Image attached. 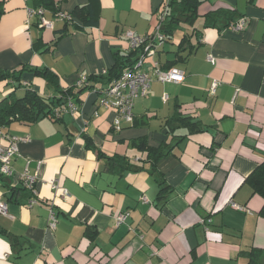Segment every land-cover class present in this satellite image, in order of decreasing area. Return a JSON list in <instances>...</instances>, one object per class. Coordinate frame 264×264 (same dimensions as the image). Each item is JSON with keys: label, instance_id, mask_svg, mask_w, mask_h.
<instances>
[{"label": "crops", "instance_id": "crops-1", "mask_svg": "<svg viewBox=\"0 0 264 264\" xmlns=\"http://www.w3.org/2000/svg\"><path fill=\"white\" fill-rule=\"evenodd\" d=\"M85 4L98 25L75 22L60 35L57 13ZM168 6L166 0H53L51 10L36 0H0V73H14L0 78V100L14 84L21 86L17 97L29 85L57 95V86L32 68L55 74L58 88L107 76L115 53L131 51L124 32L152 34ZM31 9H42L52 27L29 18ZM197 14L191 23L180 20L170 41L181 25L189 32L171 48L160 44L153 56L161 66L184 70L185 79L151 81L134 99L132 123L113 126L115 111L98 102L107 84L99 78L79 94L78 113L0 125V145L20 139L12 174H0V199L8 203V214H0V264H247L243 252L251 248L262 250L264 264V201L246 181L264 160V0H205ZM242 19L243 30H232ZM143 69L152 72L150 60ZM213 80L219 86L210 95ZM176 116L187 119L169 127ZM140 138L150 147L167 143L156 163L169 188L163 199L158 175L133 143ZM113 156L124 163L108 161ZM25 171L37 179L38 201L30 206V192L18 180ZM230 200L247 210L229 207ZM121 213L126 219L117 224ZM87 228L96 232L92 239Z\"/></svg>", "mask_w": 264, "mask_h": 264}, {"label": "trees", "instance_id": "trees-1", "mask_svg": "<svg viewBox=\"0 0 264 264\" xmlns=\"http://www.w3.org/2000/svg\"><path fill=\"white\" fill-rule=\"evenodd\" d=\"M205 0H170L168 9L165 10V21L162 26V31L166 35V41H169L173 35L174 30L179 25L180 20L187 23H191L194 18L198 16L197 7L200 3ZM36 6L44 9H53V0H36ZM217 12H222L221 10ZM214 13H209L212 15ZM226 15H232V11H227ZM99 17L93 11L91 5L85 4L81 6H76L69 13V18L64 19L63 29L59 31L60 35L65 34L68 30L69 25H73L75 22H79L84 28L94 27L98 25ZM230 18V16H229ZM35 44V49H39ZM136 50H131L125 55L115 53L114 62L112 66L108 69V75H90L86 76L87 82L81 85L75 84L73 87L68 88H58L59 84L56 79L55 74L46 71L45 69L32 68L35 75L42 76L49 83L57 86V95L54 96H43L37 93L30 85L24 88V94L20 97L14 96V93L19 89L20 84H14L11 88V92L8 96L0 100V125L8 124L12 120H23L28 123L37 121L38 119L45 116H54L57 109H62L68 100H71L76 106L80 103L79 94L85 90L93 88L94 81H99V78H105L106 83L111 79L116 78L121 73V70L126 64L131 63L135 59ZM161 66V65H160ZM172 67L171 65L161 66L162 69H167ZM20 72V71H19ZM8 76H14V73L1 72L0 78H6ZM24 87V86H23ZM186 117H172L168 120L169 127L176 125L180 120H185ZM134 121V120H133ZM85 142L88 148L95 149L89 138H85ZM139 151L145 153V159L150 162L149 170L153 174H157L156 163L157 161L167 154L165 147L167 143L162 144L158 147H150L147 144L146 139L140 138L133 142ZM101 154H99L100 156ZM108 161L117 164L124 163L123 158L119 157H108ZM158 175V174H157ZM159 180V195L158 199H163L167 191H169L168 186L164 183L163 179L158 175ZM246 181L250 185L252 192L260 195L264 201V160L258 163L255 168L248 174ZM25 189V188H24ZM19 192V191H18ZM15 194V193H14ZM13 194V195H14ZM31 196V194H30ZM260 215L264 217V202L260 210ZM86 235L92 239L95 235V230L87 228L85 231ZM262 250L251 248L248 251L243 252V255L247 258V264H261Z\"/></svg>", "mask_w": 264, "mask_h": 264}, {"label": "built area", "instance_id": "built-area-1", "mask_svg": "<svg viewBox=\"0 0 264 264\" xmlns=\"http://www.w3.org/2000/svg\"><path fill=\"white\" fill-rule=\"evenodd\" d=\"M167 2L170 0H166ZM37 16L38 23L40 26L51 28L52 24L45 19L43 15V10H28V17ZM57 17L59 20H64L69 18V14L58 12ZM165 21V11L159 12L157 15V24L154 31L150 35H137L131 30H126L123 36L126 38L130 50H136L135 59L124 66L118 77L111 79L106 86L98 94V102L101 106L106 108H111L115 111V116L113 119V126L115 128H120L122 123H132L133 113L132 108L134 104V99L138 95H144L147 93L150 87V83L153 80L160 82H173L181 83L185 79L184 70L177 67H170L167 69H162L159 63L153 59L156 52V47L164 43L167 39L166 35L162 31V26ZM27 23L29 21L27 20ZM245 20L242 19L230 25L231 29L234 31H241L244 28ZM150 60L152 64V72L149 73L143 69L144 63ZM213 61V59H210ZM87 82L86 77H82L78 80L77 85H81ZM219 82L213 80L209 87V94L214 95L216 93ZM61 112H68L70 114H75L79 112V107L76 106L71 100H68L66 105L62 109H57L55 111L56 115ZM5 144L0 145V174L1 175H11L12 171L10 169V161L13 157L19 155L18 142L20 139L16 137H10L6 140ZM18 180L23 188L28 190L31 194L28 205L36 203L38 200L35 197V184L36 177L28 173L27 171L22 172L18 176ZM50 184L56 190L59 189V184L54 180H50ZM60 194L66 195V190L60 188ZM58 191V190H57ZM56 191V192H57ZM144 202H147L145 197H142ZM229 207L245 211L247 210L245 206L238 205L233 201L228 202ZM0 214H8V203L0 199ZM51 228L55 227L56 219L54 214L51 212L49 215ZM126 218L125 213L118 214L116 216L117 224L122 222ZM201 222H208L209 219H201Z\"/></svg>", "mask_w": 264, "mask_h": 264}, {"label": "rangeland", "instance_id": "rangeland-1", "mask_svg": "<svg viewBox=\"0 0 264 264\" xmlns=\"http://www.w3.org/2000/svg\"><path fill=\"white\" fill-rule=\"evenodd\" d=\"M190 31V28L188 27V26H184V25H181L180 26V28L176 31V33H175V35H174V38H173V40H169V41H166V42H164L161 46V48L163 49H167V48H171L172 47V45H171V43H172V41H176L177 42V39H179L180 38V36H182L183 34H185V33H187V32H189ZM176 39V40H175ZM160 48V47H159ZM149 73H151L150 71H149ZM126 219V218H125ZM125 219L122 221V222H124L125 221ZM121 223V222H120ZM119 223V224H120Z\"/></svg>", "mask_w": 264, "mask_h": 264}]
</instances>
